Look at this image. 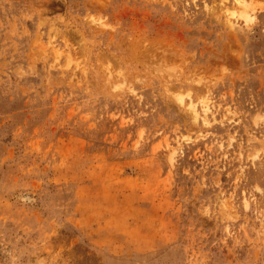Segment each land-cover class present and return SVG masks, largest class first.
<instances>
[{
  "label": "rangeland",
  "instance_id": "rangeland-1",
  "mask_svg": "<svg viewBox=\"0 0 264 264\" xmlns=\"http://www.w3.org/2000/svg\"><path fill=\"white\" fill-rule=\"evenodd\" d=\"M241 1L0 0V264H264Z\"/></svg>",
  "mask_w": 264,
  "mask_h": 264
},
{
  "label": "bare ground",
  "instance_id": "bare-ground-1",
  "mask_svg": "<svg viewBox=\"0 0 264 264\" xmlns=\"http://www.w3.org/2000/svg\"><path fill=\"white\" fill-rule=\"evenodd\" d=\"M238 3V10H239V15L243 16V17H248L249 16V12L247 7L245 6V4L241 1V0H235ZM234 12L231 13V15H233ZM181 100V98H180Z\"/></svg>",
  "mask_w": 264,
  "mask_h": 264
}]
</instances>
